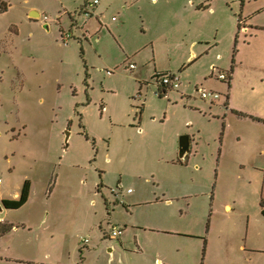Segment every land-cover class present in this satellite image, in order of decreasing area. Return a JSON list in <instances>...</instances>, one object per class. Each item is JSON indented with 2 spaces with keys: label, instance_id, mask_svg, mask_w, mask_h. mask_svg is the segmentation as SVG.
Instances as JSON below:
<instances>
[{
  "label": "rangeland",
  "instance_id": "rangeland-1",
  "mask_svg": "<svg viewBox=\"0 0 264 264\" xmlns=\"http://www.w3.org/2000/svg\"><path fill=\"white\" fill-rule=\"evenodd\" d=\"M239 1L0 0V200L29 183L0 264H264V0ZM187 134L198 158L170 165Z\"/></svg>",
  "mask_w": 264,
  "mask_h": 264
},
{
  "label": "crops",
  "instance_id": "crops-1",
  "mask_svg": "<svg viewBox=\"0 0 264 264\" xmlns=\"http://www.w3.org/2000/svg\"><path fill=\"white\" fill-rule=\"evenodd\" d=\"M260 3V2H259ZM1 6L2 7H0V14L2 13V14H5V13H7V7L6 6H3L2 4H1ZM208 8H209V6H208V4L207 5H203V6H201L200 8H198V9H196V13H201L202 11H207L208 10ZM29 10H32V11H29L28 12V15L29 14H31V13H34V14H37V13H35L33 10L34 9H29ZM239 11H240V13H242V16L245 18V17H247V15H244V12H245V1L244 0H240L239 1ZM28 15H26L25 16V18L28 20V21H34V20H31V19H29L28 18ZM38 15V14H37ZM39 16V15H38ZM248 18V17H247ZM37 21V20H36ZM12 30H14L15 31V29L11 26L10 28H9V31H12ZM16 32V31H15ZM4 52V51H3ZM188 58V61H189V63H188V65H187V67L188 66H190L193 62H195L196 61V59L195 60H193V58H194V56L192 55V56H188L187 57ZM182 69H185L184 67L182 68ZM156 72V70L154 69V71H153V75H152V80H153V82L155 81V78H156V76L157 75H160V74H172V73H155ZM182 72V70L179 72V74ZM231 72V76H232V74H233V71H232V68H230L229 69V73ZM139 74H141L140 72H139ZM172 75H174V74H172ZM178 77V76H177ZM211 78H212V76H211ZM180 81V80H179ZM216 82H218L217 80H215ZM231 82H232V78L230 79V82H229V84L228 85H226V84H223V83H220V82H218L220 85H222V86H226V91L227 92H229L230 91V85H231ZM179 89H180V86H179ZM178 89V90H179ZM139 90H140V85H139ZM216 92V91H215ZM218 93V92H217ZM220 94V93H219ZM157 96H158V98H161V97H164V96H166V93H163V92H161L160 94H156ZM222 95V94H221ZM222 105L223 104H225L226 105V108H228L229 107V98H228V94L226 93L225 95H223V98H222V103H221ZM231 112H233V111H231ZM197 134L199 135V132H198V130H197ZM188 136H189V139H190V146H191V148H190V153H189V155L187 156V161H186V163L187 162H190V158L192 157V158H194V159H197L198 158V156H195L196 154H195V152H196V141L195 140H193V134H187ZM264 150V149H263ZM261 151V153H260V155H264V151ZM222 159H224V155H222ZM258 161L259 160H256L255 161V164L257 165V163H258ZM239 165H243V164H246V163H238ZM264 164V163H263ZM170 165H175V166H178V167H182V166H184V165H186V164H181V162L179 161V159H178V143H177V147H176V151H175V153H174V149H173V152L171 153V161H170ZM195 166V168L197 169V164H195L194 165ZM258 166V165H257ZM264 166V165H263ZM129 190H127V192H128ZM130 194H132V193H130ZM18 197H19V195H18ZM4 199H2V200H0V202L1 201H3ZM263 204V203H262ZM262 208H264V206L262 207ZM262 208H261V206H260V215H261V211H262ZM262 217V216H261ZM263 218V217H262ZM206 231H208V227H206ZM171 232H173V231H164L163 233H164V235L166 236V237H176V238H181L182 236L181 235H178L177 233L176 234H174V233H171ZM166 233L167 234H169V233H171V234H174V235H166ZM116 244H118V242H116ZM204 245H206V243H204ZM173 247L171 246V245H168V246H166L165 248H163V252H164V254H163V256L165 257L166 256V258L164 259V264H173L170 260H169V258H168V253H169V251L172 249ZM203 251H204V249H203ZM157 264H160V262H157Z\"/></svg>",
  "mask_w": 264,
  "mask_h": 264
},
{
  "label": "built area",
  "instance_id": "built-area-1",
  "mask_svg": "<svg viewBox=\"0 0 264 264\" xmlns=\"http://www.w3.org/2000/svg\"><path fill=\"white\" fill-rule=\"evenodd\" d=\"M97 1H93V5H96ZM92 5V6H93ZM42 23H46L47 19L43 17L41 19ZM71 36L66 34V35H61L60 36V43L63 46H66L68 42L70 41ZM134 67L132 65L129 66V70H133ZM216 80L220 83L228 85L230 82V75L228 73H219L216 77ZM156 90L155 94H160L161 92H168V91H178L179 86H180V81L179 78L176 75L172 74H160L157 75L155 78V81L153 82ZM197 95L200 100L207 102L209 105L214 104L217 102L219 99H221V95L215 91H206L204 89H200L197 91ZM224 107H226L225 104H223ZM127 193H130L128 191ZM121 230L118 229L117 227H112L110 230V234L108 235V240L113 242L117 241L119 237L121 236ZM84 244L87 243V241H83Z\"/></svg>",
  "mask_w": 264,
  "mask_h": 264
},
{
  "label": "trees",
  "instance_id": "trees-1",
  "mask_svg": "<svg viewBox=\"0 0 264 264\" xmlns=\"http://www.w3.org/2000/svg\"><path fill=\"white\" fill-rule=\"evenodd\" d=\"M0 7H2V6L0 5ZM228 74L230 75V79H231V72ZM163 93H167V92H163ZM28 195H29V183H28V181H25L21 187L19 197L16 200H3V201H1L0 207L3 210H18L26 204V202L28 200ZM260 206L262 208V204ZM261 216L264 218V208H262ZM206 227H208V226H206ZM8 231H9L8 226L0 227V237Z\"/></svg>",
  "mask_w": 264,
  "mask_h": 264
},
{
  "label": "water",
  "instance_id": "water-1",
  "mask_svg": "<svg viewBox=\"0 0 264 264\" xmlns=\"http://www.w3.org/2000/svg\"><path fill=\"white\" fill-rule=\"evenodd\" d=\"M28 18L36 21L39 19V16L37 14L31 13L28 15ZM67 137H68V135L66 136V139L64 141L65 146L67 144ZM190 148H191V146H190L189 137L188 136H181L178 140V159L181 162V164H183V165L186 164L187 156L190 153ZM2 211H3V209L0 207V213Z\"/></svg>",
  "mask_w": 264,
  "mask_h": 264
}]
</instances>
